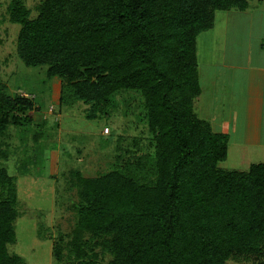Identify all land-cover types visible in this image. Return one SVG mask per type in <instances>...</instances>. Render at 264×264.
Instances as JSON below:
<instances>
[{
  "label": "trees",
  "instance_id": "16d2710c",
  "mask_svg": "<svg viewBox=\"0 0 264 264\" xmlns=\"http://www.w3.org/2000/svg\"><path fill=\"white\" fill-rule=\"evenodd\" d=\"M252 1L45 0L34 17L24 0L10 1L21 62L61 79L90 106V119L125 105L119 96L135 98L136 121L153 147L119 150L95 177L70 173L77 198L68 264H264V163L222 166L228 135L196 113L197 39L217 12L247 11ZM34 109L32 100L0 90V128L24 131ZM38 139L24 143L30 164ZM19 216L16 178L0 164V264H25L9 251Z\"/></svg>",
  "mask_w": 264,
  "mask_h": 264
},
{
  "label": "rangeland",
  "instance_id": "374dc122",
  "mask_svg": "<svg viewBox=\"0 0 264 264\" xmlns=\"http://www.w3.org/2000/svg\"><path fill=\"white\" fill-rule=\"evenodd\" d=\"M10 1L0 0V90L32 100L35 109L28 112L33 124L24 131L13 125L0 128V164L16 178L20 211L16 242L9 251L25 264H68L65 242L71 240L75 216L70 206L77 198L69 186L70 173L79 170L95 177L112 168L119 150L140 154L152 152L153 147L145 126L136 121L139 101L135 98L129 102V96H119L125 105L90 119V106L74 100L61 79L48 78L45 66L32 68L21 62L17 54L20 26L10 21ZM43 1L24 0L32 17ZM202 36L205 40L209 35L199 37L200 55L206 57ZM36 132L43 134L40 140ZM37 139L38 161L30 164L32 155L26 153L24 143L34 144ZM241 163V168L248 167L242 159Z\"/></svg>",
  "mask_w": 264,
  "mask_h": 264
},
{
  "label": "crops",
  "instance_id": "0c3cea01",
  "mask_svg": "<svg viewBox=\"0 0 264 264\" xmlns=\"http://www.w3.org/2000/svg\"><path fill=\"white\" fill-rule=\"evenodd\" d=\"M247 11H220L199 35L208 55L197 58L201 94L197 115L228 135L227 169L264 163V0ZM241 159L247 166L242 165ZM224 163V164H225Z\"/></svg>",
  "mask_w": 264,
  "mask_h": 264
}]
</instances>
